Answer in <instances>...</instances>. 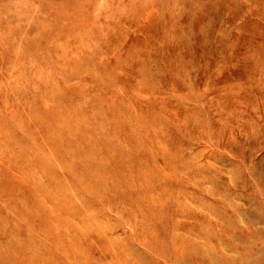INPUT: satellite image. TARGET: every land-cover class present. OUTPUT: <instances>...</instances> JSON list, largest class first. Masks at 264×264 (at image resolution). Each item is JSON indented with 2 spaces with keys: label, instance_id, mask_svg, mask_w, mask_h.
Segmentation results:
<instances>
[{
  "label": "rangeland",
  "instance_id": "1",
  "mask_svg": "<svg viewBox=\"0 0 264 264\" xmlns=\"http://www.w3.org/2000/svg\"><path fill=\"white\" fill-rule=\"evenodd\" d=\"M0 264H264V0H0Z\"/></svg>",
  "mask_w": 264,
  "mask_h": 264
}]
</instances>
